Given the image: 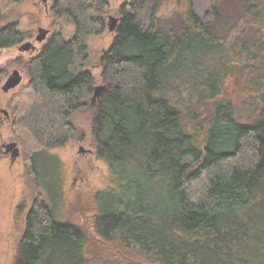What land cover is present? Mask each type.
<instances>
[{"label":"trees","instance_id":"16d2710c","mask_svg":"<svg viewBox=\"0 0 264 264\" xmlns=\"http://www.w3.org/2000/svg\"><path fill=\"white\" fill-rule=\"evenodd\" d=\"M174 1L181 9L166 19ZM210 1L203 17L193 0L119 9L98 59L107 90L91 126L114 177L110 203L99 192L94 208L68 215L42 187L39 170L50 163L41 156L86 139L73 114L97 80L87 41L109 28L112 10L109 0H52L74 34L54 32L35 56L15 60L29 80L10 101L12 127L36 193L13 264H93L101 253L93 242L114 251L116 264H128L119 258L126 253L140 264H264V103L240 119L234 102L220 99L228 76L264 97V0ZM20 2L0 0V51L32 38L18 20L1 26ZM183 88L184 101L203 108L192 130L179 107Z\"/></svg>","mask_w":264,"mask_h":264},{"label":"rangeland","instance_id":"374dc122","mask_svg":"<svg viewBox=\"0 0 264 264\" xmlns=\"http://www.w3.org/2000/svg\"><path fill=\"white\" fill-rule=\"evenodd\" d=\"M128 1L132 0H109L112 10L110 15L118 17L119 9ZM193 4L195 11L201 17L211 12L210 0H193ZM52 7V0H21L19 4L11 7V10L5 12L1 23V26H4L11 21L18 20L20 29L30 32L32 35V38L26 40L23 44L29 41L33 42L34 48L22 51L20 47L23 44H21L0 51V264H13L17 259L18 243L25 226L24 220L36 193L35 187L32 185V177L27 176L28 171L22 144L12 127L13 110L10 108V101L14 94L29 80L25 70L23 71L18 64H15V60L17 58L26 59L39 53V50L47 41L38 42L36 40L39 28L49 29L51 33L48 37L54 32L61 31L68 39L75 32V27L69 18L54 17ZM179 8L181 9V5L178 6L176 1L169 2L168 5H164L163 16L170 20L172 18L171 13L179 10ZM178 21L180 20L178 19ZM108 22L109 18L107 26ZM114 36L115 32L109 31L108 28L102 35H91L87 41L90 49L89 68L97 77L95 86L103 85L99 79L101 71L98 66V59L111 45ZM232 61H234V58H232ZM14 69L20 70V75L23 77L22 82L13 90L5 91L2 86ZM240 79L228 76L222 88L220 99L234 102L237 117L241 119L252 115L254 109L264 103V97L257 98L252 90L248 89L246 91V88L242 87L245 79ZM181 92L182 96L179 97V101L185 102L184 99L188 96V90L183 88ZM251 95L255 98L249 99ZM92 98L83 105L81 110L73 114L77 126L86 133L85 141H73L62 148L53 149L48 154L41 156L42 162L52 164V166L46 163L41 164L39 175H43L42 187L54 197L53 201L57 205L60 204L58 207L63 214L77 213L83 215L94 208L99 192L102 193V196H99L103 198L102 205L107 207L110 203V196L106 195V190L112 189L111 183L114 177L109 164L98 158L95 151L91 126L100 106V98H95V94ZM191 105L188 104V101L184 105H179L187 113L184 124H186L188 130H192L193 116L200 118L203 113V108L194 109ZM4 109L8 110L9 118L3 111ZM11 142H17L20 147L21 155L14 161L12 160L11 151H7L6 148L2 147L5 143ZM93 245L99 247L97 243L94 244L93 242ZM96 247L95 249L101 253H99V258L94 255L93 264H101V262L116 264L115 258L111 257L115 253L114 251L102 250ZM126 254L119 255V258L122 261L125 260L128 264L141 263L135 257L133 258L128 254L127 257ZM108 259L111 260L108 261Z\"/></svg>","mask_w":264,"mask_h":264},{"label":"water","instance_id":"95a60500","mask_svg":"<svg viewBox=\"0 0 264 264\" xmlns=\"http://www.w3.org/2000/svg\"><path fill=\"white\" fill-rule=\"evenodd\" d=\"M46 1V0H43ZM118 18L116 16H110L109 18V22H108V26H109V31H115L117 28V24H118ZM39 34L36 36V40L38 42H44L46 41V39L48 38V35L50 34V30L45 28H39ZM30 48H34L33 46V42H26L25 44H23L20 47V50L24 51V50H29ZM22 75H20V70L19 69H14L13 73L11 74V76H9V78L5 81V83L3 84V89L5 91H9V90H13L14 88L18 87L21 82H22ZM107 90V85H100V86H95L94 87V94H95V98H101L104 95V92ZM99 100V103H100ZM8 149L11 150V154H12V160L14 161L17 157H19L20 154V147L18 145V143L16 142H11L10 144H8Z\"/></svg>","mask_w":264,"mask_h":264},{"label":"flooded vegetation","instance_id":"af4514ba","mask_svg":"<svg viewBox=\"0 0 264 264\" xmlns=\"http://www.w3.org/2000/svg\"><path fill=\"white\" fill-rule=\"evenodd\" d=\"M50 33H51V32H50ZM3 111L6 113V115H7V117H8V110L4 109ZM8 118H9V117H8ZM8 144H10V143H5L2 147H3V148H6L7 151H11V150L8 149Z\"/></svg>","mask_w":264,"mask_h":264}]
</instances>
